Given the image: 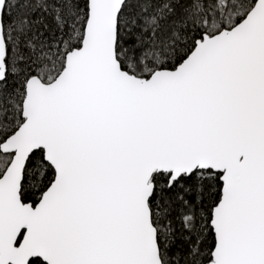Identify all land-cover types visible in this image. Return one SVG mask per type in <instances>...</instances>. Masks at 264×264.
<instances>
[{"label":"snow or ice","instance_id":"obj_1","mask_svg":"<svg viewBox=\"0 0 264 264\" xmlns=\"http://www.w3.org/2000/svg\"><path fill=\"white\" fill-rule=\"evenodd\" d=\"M0 264H264V0H0Z\"/></svg>","mask_w":264,"mask_h":264}]
</instances>
